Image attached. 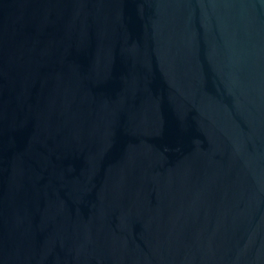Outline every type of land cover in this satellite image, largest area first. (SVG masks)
<instances>
[{"label":"water","instance_id":"1","mask_svg":"<svg viewBox=\"0 0 264 264\" xmlns=\"http://www.w3.org/2000/svg\"><path fill=\"white\" fill-rule=\"evenodd\" d=\"M0 264H264V0H0Z\"/></svg>","mask_w":264,"mask_h":264}]
</instances>
